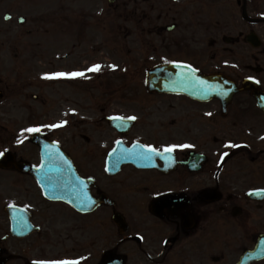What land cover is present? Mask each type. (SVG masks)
<instances>
[{
  "label": "flooded vegetation",
  "instance_id": "flooded-vegetation-1",
  "mask_svg": "<svg viewBox=\"0 0 264 264\" xmlns=\"http://www.w3.org/2000/svg\"><path fill=\"white\" fill-rule=\"evenodd\" d=\"M61 3V29L77 23L75 37L79 24L123 21L125 44L119 50L128 69L140 71L162 61H181L204 74H222L236 86L251 77L264 89V67L258 63L259 54L264 55V0ZM99 7L102 11L97 15ZM11 19L12 15L6 21ZM253 38L260 45L255 46ZM148 53L156 55L150 62ZM141 82L140 78L122 80L111 88L113 95L97 96L99 100L93 96L89 111L72 117L64 112L61 120L68 123L58 132H42L48 140L59 142L71 159L73 173L92 180L91 194L104 200L92 212L83 213L64 200L44 199L28 171L39 164L38 147L29 141L20 147L16 143L21 138L16 135L19 128L0 127L5 138L0 151L7 149L15 163L30 165L22 168L5 159L4 164L11 165L0 168V196H10L0 203V221H4L0 254L7 258L5 264L26 263L31 258L77 261L94 248H100L94 252L97 261L103 250L115 249L124 256V264H236L264 234V139L260 138L264 113L250 91L234 94L223 111L218 96L197 100L130 89ZM131 116L137 119L128 120ZM109 117L121 118V130L110 125ZM117 140L127 148L151 144L161 154L151 159L135 156L142 165L130 161L117 172L105 171L107 155ZM229 142L238 147H230ZM181 144L192 146L176 147L167 154L163 150ZM224 152L228 155L221 161ZM247 176L262 182L248 181ZM16 206L28 209L30 219L40 225L38 232L23 238L10 235L7 209ZM102 212L101 227L110 231L98 237L90 220ZM46 213L55 216V222L41 227ZM116 213L123 217V232L112 219ZM42 242L60 243L67 249L57 258L34 254ZM248 264H264V258Z\"/></svg>",
  "mask_w": 264,
  "mask_h": 264
},
{
  "label": "rangeland",
  "instance_id": "rangeland-1",
  "mask_svg": "<svg viewBox=\"0 0 264 264\" xmlns=\"http://www.w3.org/2000/svg\"><path fill=\"white\" fill-rule=\"evenodd\" d=\"M60 2L61 0L0 1V89L6 91V95L0 100V127L12 126L14 122H18L16 125L19 127L49 124L60 120V114L64 112L72 117L75 112L89 111L91 100L93 101L95 98L93 96L99 100L97 96L101 97L100 94H104L105 90L103 89L109 86V82L113 83L117 79L121 80L120 78H131L134 72H138L132 68H129L128 71L123 66L125 54L119 49L124 47L125 39L123 34L117 31L121 26L116 24V19H113L114 23H100L97 27L94 23H89L90 26L87 25L86 29L81 26H85V23L79 24L78 35L75 37L73 28L77 23L70 25L66 30L61 29ZM82 9H85V5ZM6 12L13 17L9 22H5L3 19ZM19 16L26 20V23L21 26L16 22V17ZM118 37L120 43H117ZM72 38L73 40H71ZM112 39L114 42L111 41ZM76 43L79 50L72 52L71 47ZM83 46L87 47L83 49ZM231 48L234 50L235 46ZM102 49L106 51L102 52ZM153 56L148 53L149 59H152ZM182 57L184 56H179V58ZM224 57L227 56L224 55ZM95 63L104 66L100 71L102 73L99 74L103 77V81L98 75L99 72L88 73V78H75V81H67L71 79L65 78L47 81L42 78V74L48 71L53 73L84 70ZM258 63H262L264 67V55L259 54ZM111 64L117 65V69L113 70L107 67ZM209 66H213V64H209ZM15 74H18L24 81H15ZM143 76L141 71L139 78L142 80ZM134 88L136 93H139V88L137 86ZM20 90L23 91V94H27V97L20 95ZM34 96H38V100H34ZM80 98L87 101H81ZM70 109H75V112H70ZM71 120L74 121L73 118ZM22 135L20 134L18 137ZM3 139L5 141L0 132V141ZM19 146H24V144H19ZM247 177L248 181L262 182L261 178ZM101 183L107 184L105 180H101ZM7 197H10L9 194L0 196V203L4 202ZM33 205L36 208L39 207ZM45 215L48 221L45 220L42 227H48V223L50 225L55 222V216L50 218L49 213ZM93 218L90 221L94 224L92 227L94 235L100 237V232L102 234L109 233L110 227H101L104 222L103 212ZM3 223L4 221L1 220L0 224L3 225ZM61 233L64 235L62 231ZM19 245L24 244L20 241ZM66 249V246L60 245V243L42 242L40 247L33 249V253L50 255L47 257H60L58 254L63 253ZM96 249L99 248H94V251ZM94 251L89 252V257H82V259H86L83 264H95Z\"/></svg>",
  "mask_w": 264,
  "mask_h": 264
},
{
  "label": "water",
  "instance_id": "water-1",
  "mask_svg": "<svg viewBox=\"0 0 264 264\" xmlns=\"http://www.w3.org/2000/svg\"><path fill=\"white\" fill-rule=\"evenodd\" d=\"M253 43L255 46H258V42L255 40ZM252 43V44H253ZM184 73H187V77L184 76ZM195 77L193 79L192 77ZM203 81V84L199 83ZM146 84L149 91H177L173 90L174 86L177 84L178 87L182 90L181 92H187L182 86L189 87L196 86L201 89L203 87H209L211 92L209 94L219 95L222 98V106L225 107L229 102L231 96L241 90H249L251 95L255 97L257 104L264 110V90H260L256 83H252L248 79L242 81L241 88H236L233 82H229L222 75H200L197 72L192 73L191 70H188L184 67H177L176 65H159L149 70L147 73ZM183 92V93H184ZM1 97V93H0ZM31 140L37 142L40 145L41 153L42 148L45 144L52 146V151L48 157L45 158L46 167L44 169L45 175L41 174L39 167L35 170V176L38 178L39 184L42 187V190L45 195L49 197H61L70 202L74 206H79L83 211L87 210L88 198H86L85 191L79 190L78 186L83 188V184L74 176L73 170L70 169L68 163L65 164L60 159V151L58 147L54 144L49 143L48 141L42 139L37 140L35 136H32ZM37 140V141H36ZM117 148V147H116ZM117 149H124L122 146ZM131 152V150H130ZM125 154V153H124ZM62 156V155H61ZM128 154L123 156L120 154V151L116 155L110 156V166L117 167L122 162H134L137 163L138 159L134 158L132 155L128 157ZM64 158V157H63ZM1 160V159H0ZM114 162V163H113ZM67 165V166H66ZM63 174L67 176L66 179H60L61 186L53 185V180L51 179L52 175ZM80 199L84 203H80ZM13 231L16 234L24 235L30 231V227L27 224L26 216L21 212H13ZM264 245L263 242L257 245L255 248V253L246 254V258L241 261V264H245L250 259L260 258L264 254ZM112 253L106 252L101 260L100 264H122L119 260H113ZM0 264H3V260L0 259ZM35 264V263H30Z\"/></svg>",
  "mask_w": 264,
  "mask_h": 264
},
{
  "label": "snow or ice",
  "instance_id": "snow-or-ice-1",
  "mask_svg": "<svg viewBox=\"0 0 264 264\" xmlns=\"http://www.w3.org/2000/svg\"><path fill=\"white\" fill-rule=\"evenodd\" d=\"M169 63H173L174 65H176L177 67H184L188 70H191L192 73H194L196 71V69L193 68V66L191 64H187L185 62H181V61H168ZM104 66L99 64V63H95L92 64L91 66L85 68L84 70H76V71H70V72H64V71H59V72H53V73H44L42 74V78L46 79V80H51V79H60V78H65V79H75V78H88L87 74L88 73H98L102 70ZM107 67L115 70L117 69V65L115 64H111L108 65ZM184 76L187 77V73H184ZM193 79H195V77H192ZM249 79H251V77H249ZM199 83L203 84V81H199ZM70 112H75V109H70ZM67 115V114H66ZM208 115H212L211 113H208ZM113 120H119L121 119L120 117H112ZM128 120H135L137 119V117L135 116H131L127 118ZM68 123L67 120H61L58 123H49V124H40V125H35V126H29L26 128L21 129V133L22 134H38L41 133L42 131L46 130V129H57L60 127L65 126ZM261 139H264V136L260 137ZM28 139L27 135H22L21 138H18L16 140L17 144H22L25 140ZM121 143L120 140L116 141V144L119 145ZM192 145H170V146H165L163 148L164 152L167 153H171L172 150L176 147H191ZM229 146L230 147H238V145L236 144H232L231 142H229ZM7 151V149H5L4 151H0V156L4 155L5 152ZM52 151V146L49 144H45L42 148V153H41V161L40 164L38 165L41 174L45 175L44 173V169L46 167L45 164V158L49 156V154ZM120 151L121 153H128V150L126 149H117V148H113L112 151L110 153H108L109 156H114L117 154V152ZM129 155H134L137 158H142V159H151L154 156H160V150L156 147L153 146L151 144H135L133 146V148L131 149V152L128 153ZM228 155L227 152H224L220 159L221 161L224 159V157H226ZM60 159L67 164L68 161L64 160L63 156H60ZM110 169H108L107 167L105 168V171H109ZM60 197H53V199H59ZM35 264H78L77 261L74 260H37L35 261Z\"/></svg>",
  "mask_w": 264,
  "mask_h": 264
}]
</instances>
